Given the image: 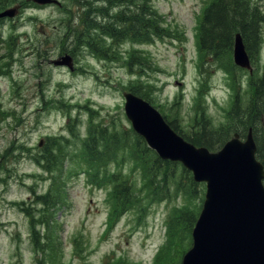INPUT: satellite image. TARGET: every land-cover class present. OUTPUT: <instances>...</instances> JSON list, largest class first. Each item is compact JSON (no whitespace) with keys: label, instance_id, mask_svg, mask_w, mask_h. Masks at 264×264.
<instances>
[{"label":"rangeland","instance_id":"rangeland-1","mask_svg":"<svg viewBox=\"0 0 264 264\" xmlns=\"http://www.w3.org/2000/svg\"><path fill=\"white\" fill-rule=\"evenodd\" d=\"M251 1L264 10V0ZM208 2L138 1L149 5L158 18L160 15L161 30L140 39L101 40L96 44L104 48L100 53L90 47L71 49L73 70L54 66L51 60L62 50V37L76 26L71 22L66 26L80 9L76 0H67L70 10L55 9V20L46 30L48 35L40 39H44L43 48L48 54L31 55L16 42L3 44L0 264H49L52 259L51 264H179L191 245V229L185 221L183 226L179 224L172 237L175 246H170L166 243L167 220L186 211L196 216L205 188L203 184L191 185L190 173L179 163L168 165L166 172L170 175L173 169V181L164 185L163 176L152 177L148 167L150 161L154 162L155 153L138 142L124 113L123 93L140 86V92L152 105L169 120H177L185 132L194 122L201 121V114L215 129L233 124L228 112L235 101L236 84L228 69L232 68L230 55L221 57L215 65L201 63L198 17ZM49 12L40 15L44 17ZM21 29L15 31L14 24L8 23L2 28L3 37L11 39L14 35V40H21L17 33L22 30L36 35L31 26ZM98 36L89 32L84 38L98 40ZM70 40L72 47L73 39ZM255 57L254 67L259 74L264 71V26ZM237 76L239 84H243L238 90L240 103L245 105L251 96L244 83L249 75L240 70ZM70 103L82 107L72 111L78 118L75 122L71 119ZM92 124L107 127L110 134L118 136L120 150L116 151L112 144L113 158H109V149L102 146L103 159L87 156L83 142ZM69 126L79 132L77 137L70 136ZM49 138L55 139L66 154L57 162L49 158V170L45 171L41 155ZM40 140H44L41 147ZM161 173L164 175L165 171ZM122 180L130 187L132 204H125L117 213L112 231L104 238L113 191ZM60 184L64 197L58 194ZM189 187L198 190L197 196ZM48 191L60 196L55 206H44L38 201L39 195ZM122 200L125 202L123 193Z\"/></svg>","mask_w":264,"mask_h":264},{"label":"water","instance_id":"water-1","mask_svg":"<svg viewBox=\"0 0 264 264\" xmlns=\"http://www.w3.org/2000/svg\"><path fill=\"white\" fill-rule=\"evenodd\" d=\"M234 60L249 67L236 36ZM69 62L65 57L62 64ZM125 111L134 130L162 159L182 162L197 182H206L202 211L193 228V244L181 264H264V167L251 135L234 138L218 152L185 141L148 102L125 93Z\"/></svg>","mask_w":264,"mask_h":264},{"label":"trees","instance_id":"trees-1","mask_svg":"<svg viewBox=\"0 0 264 264\" xmlns=\"http://www.w3.org/2000/svg\"><path fill=\"white\" fill-rule=\"evenodd\" d=\"M155 14L156 12L152 9L149 10L148 7L143 8L141 6L138 13L132 12V15L125 16L126 21L123 23V28L132 29L133 34L138 33L141 28L144 26L149 28V23L156 21ZM123 16L124 13L122 15H116L119 20H125ZM85 18L86 20L89 19V13H85ZM263 23L264 14L262 10L256 5H253L250 0H213L211 5L205 10L201 23L200 47L202 54L206 60L211 58V61H218L225 55H231L235 35L240 33L247 51L254 56L261 41ZM110 33L115 34L113 30H110ZM91 48L97 53L104 50V48H100L96 44L92 45ZM250 85L252 87V94L249 101L242 106L236 101L232 110L229 112V118L233 121L232 125L215 129L210 127L206 121L203 123L201 121L200 123L194 124L192 130L187 133L182 132V134L180 130L178 131L195 145L216 150L224 145L232 136L233 132L246 131L249 127H252L255 137L256 134L258 135V139L256 140L258 143L257 155L264 164V74L250 79ZM132 90L134 93L145 97L140 92V86H135ZM171 125L174 129H177L175 122H172ZM57 144L55 139H52L41 155L47 164L49 158L53 162H57L63 154H66V151L60 149ZM85 144L87 155L94 160L103 159L100 155V153L103 154L101 152V146L102 148L106 147L109 149V158L114 157V150L111 148L112 144L115 146L116 151L120 150V140L116 133L113 132L108 135L107 129L104 128H93L87 136ZM144 154H147V150L144 151ZM149 164L148 172L152 173V177H159L160 174V176H163L162 180L164 185L168 181H173L171 179V177H174L173 169L170 175L166 171L168 165H174V163L161 161L155 157L154 162L150 161ZM162 171H165L164 175H162ZM184 171L186 172L187 170ZM121 182L122 184L117 186L115 193H123V197L126 200L125 204H132V199L129 197L132 193L130 187L127 186L126 182ZM181 186H184L182 182ZM59 187L58 194L64 197L62 184ZM192 192L196 193L198 191L194 190ZM189 193L191 192L188 191ZM60 196H54L51 191L48 195L39 197V199L42 200L44 205L55 206ZM182 220L189 227H192L195 222V215L193 213L190 214V211L182 212L180 225H182Z\"/></svg>","mask_w":264,"mask_h":264}]
</instances>
